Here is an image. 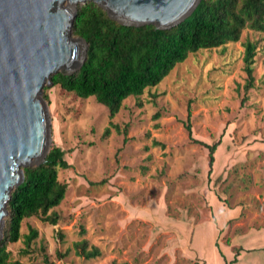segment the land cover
I'll return each instance as SVG.
<instances>
[{
  "label": "rangeland",
  "instance_id": "1",
  "mask_svg": "<svg viewBox=\"0 0 264 264\" xmlns=\"http://www.w3.org/2000/svg\"><path fill=\"white\" fill-rule=\"evenodd\" d=\"M248 40L258 43L252 86L243 59ZM42 97L49 149L61 147L71 164L59 171L68 190L50 211L56 224L41 215L24 219L21 239L9 246L13 259L220 264L231 263L240 246H264V32L245 28L237 42L191 52L158 85L124 100L112 119L119 130L95 96L47 82ZM187 123L195 139L221 140L212 166ZM30 226L39 235L22 254ZM82 242L101 255L85 258Z\"/></svg>",
  "mask_w": 264,
  "mask_h": 264
},
{
  "label": "trees",
  "instance_id": "2",
  "mask_svg": "<svg viewBox=\"0 0 264 264\" xmlns=\"http://www.w3.org/2000/svg\"><path fill=\"white\" fill-rule=\"evenodd\" d=\"M245 28L264 32V0H201L187 18L167 29L152 24H121L102 6L89 0L78 6L72 26L73 35L87 42L86 59L78 70L71 74L59 71L52 75L50 82L81 98L95 96L108 107L110 125L119 130L112 119L127 97L140 96L146 88L158 85L191 52L239 41ZM257 54L258 43L246 41L243 59L248 86L254 85ZM186 127L194 142L209 149L212 166L221 140L209 144L195 139L191 125L187 123ZM109 133L110 127H107L105 134ZM70 167L65 151L53 146L43 163L24 168V181L13 188L7 204L0 240V264H26L13 259L9 249L12 243L21 239L25 218L41 215L43 221L58 222V215L50 211L66 197L68 184L60 180L59 171ZM38 235V230L30 226L24 237L22 254L29 253V247ZM86 248V243L82 242L81 253L87 259L101 255L99 250ZM28 264L56 263L45 257L42 263Z\"/></svg>",
  "mask_w": 264,
  "mask_h": 264
},
{
  "label": "water",
  "instance_id": "3",
  "mask_svg": "<svg viewBox=\"0 0 264 264\" xmlns=\"http://www.w3.org/2000/svg\"><path fill=\"white\" fill-rule=\"evenodd\" d=\"M89 0H0V240L7 204L24 168L49 152L51 123L43 89L59 71L71 74L87 56L72 38L76 5ZM125 25H178L201 0H90Z\"/></svg>",
  "mask_w": 264,
  "mask_h": 264
},
{
  "label": "crops",
  "instance_id": "4",
  "mask_svg": "<svg viewBox=\"0 0 264 264\" xmlns=\"http://www.w3.org/2000/svg\"><path fill=\"white\" fill-rule=\"evenodd\" d=\"M223 228V227H220ZM201 234V233H200ZM199 234L198 244L202 243V235ZM220 231L214 229L212 231L213 246L217 247V238L219 237ZM240 251L234 253V261L230 264H264V246H251L242 247L240 246ZM219 250V249H218ZM223 255L221 251H218ZM206 258L200 264H206ZM220 264H227V262L221 261Z\"/></svg>",
  "mask_w": 264,
  "mask_h": 264
}]
</instances>
